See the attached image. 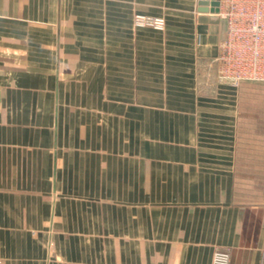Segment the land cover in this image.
<instances>
[{"label": "crops", "instance_id": "obj_1", "mask_svg": "<svg viewBox=\"0 0 264 264\" xmlns=\"http://www.w3.org/2000/svg\"><path fill=\"white\" fill-rule=\"evenodd\" d=\"M139 1L0 0V264H264V80L218 79L199 0Z\"/></svg>", "mask_w": 264, "mask_h": 264}, {"label": "built area", "instance_id": "obj_2", "mask_svg": "<svg viewBox=\"0 0 264 264\" xmlns=\"http://www.w3.org/2000/svg\"><path fill=\"white\" fill-rule=\"evenodd\" d=\"M225 23L216 57L217 77L233 85L243 80H264V0H219L213 12ZM142 23L160 29V17L139 16ZM227 250L216 249L211 264H229Z\"/></svg>", "mask_w": 264, "mask_h": 264}, {"label": "rangeland", "instance_id": "obj_3", "mask_svg": "<svg viewBox=\"0 0 264 264\" xmlns=\"http://www.w3.org/2000/svg\"><path fill=\"white\" fill-rule=\"evenodd\" d=\"M99 1H106V2H115L117 4L121 5V2L126 1L129 2L131 5L134 4L133 0H99ZM178 1H182V0H155V1H149V0H140V6H137V4H135L136 6L131 10L132 12V23L134 27H149V28H154L155 27L151 26L149 23H142L138 17H145V19L148 18H154V17H160L163 19L164 21V25L162 28L159 29V31H163V29L166 26V19L168 15H172V8L171 5L172 3H176ZM156 9L157 12H159V14H153L150 13L149 9L151 8ZM115 21H117V19H114ZM128 117V116H127ZM126 118H124V121L121 122V128L123 127H127L129 125V123L127 121H125ZM127 129V128H126ZM125 135H127L125 133ZM123 144L125 145L127 148V145L130 144V146L132 145V130L129 134V136L124 137L122 139Z\"/></svg>", "mask_w": 264, "mask_h": 264}, {"label": "water", "instance_id": "obj_4", "mask_svg": "<svg viewBox=\"0 0 264 264\" xmlns=\"http://www.w3.org/2000/svg\"><path fill=\"white\" fill-rule=\"evenodd\" d=\"M219 0H199V11H218Z\"/></svg>", "mask_w": 264, "mask_h": 264}]
</instances>
